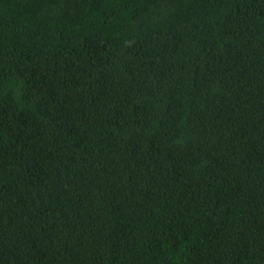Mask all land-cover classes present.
<instances>
[{"label": "trees", "instance_id": "1", "mask_svg": "<svg viewBox=\"0 0 264 264\" xmlns=\"http://www.w3.org/2000/svg\"><path fill=\"white\" fill-rule=\"evenodd\" d=\"M0 264H264V0H0Z\"/></svg>", "mask_w": 264, "mask_h": 264}]
</instances>
